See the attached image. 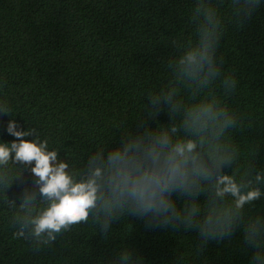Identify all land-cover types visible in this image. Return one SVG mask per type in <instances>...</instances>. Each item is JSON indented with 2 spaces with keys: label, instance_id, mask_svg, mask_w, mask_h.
I'll return each instance as SVG.
<instances>
[{
  "label": "trees",
  "instance_id": "obj_1",
  "mask_svg": "<svg viewBox=\"0 0 264 264\" xmlns=\"http://www.w3.org/2000/svg\"><path fill=\"white\" fill-rule=\"evenodd\" d=\"M208 9L213 24L219 21L218 74L204 85L179 60L199 46ZM227 75L236 79L235 90L225 88ZM0 84V101L11 108L10 115L0 113V143L15 139L6 131L9 120L18 130L34 129L25 139H46L76 181L85 179L97 151L118 147L145 125L176 127V137L195 139L184 114L205 103L236 116L213 141L232 156L223 174L237 183L264 174V0L249 18L233 0H0ZM207 150L205 144L201 151ZM33 166L15 162L14 154L0 165V264H121L125 251L130 264H250L241 228L264 218V195L245 206L231 236L206 244L182 223L149 228L128 213L105 232L96 212L52 244H37L28 221L50 201L39 193ZM258 186L264 193V182ZM203 188L195 201L201 219L213 202L231 205L210 184ZM26 196L31 203L22 207ZM173 199L184 206L183 198Z\"/></svg>",
  "mask_w": 264,
  "mask_h": 264
},
{
  "label": "clouds",
  "instance_id": "obj_2",
  "mask_svg": "<svg viewBox=\"0 0 264 264\" xmlns=\"http://www.w3.org/2000/svg\"><path fill=\"white\" fill-rule=\"evenodd\" d=\"M233 2L245 18L262 4V0ZM206 20L209 26L201 29L199 46L179 60L183 71L204 85L218 74L214 53L219 21L213 24L215 13L211 9L206 10ZM223 84L235 90L237 81L227 75ZM170 101L171 96H166L165 102ZM0 113L11 114L7 101H0ZM235 123L236 116L226 107L216 108L212 103L192 106L185 111L183 126L195 139L176 137V127L152 129L145 125L142 134L129 136L107 152L97 151L88 161L85 179L76 181L66 171L68 165L57 162V152L48 150L46 139L26 140L35 130H18L15 120H9L6 131L15 139L10 146L0 143V165L7 164L13 154L15 162L34 165L31 173L38 178L39 193L50 201L45 210L28 221L37 244H52L62 232L86 223L92 212L99 214L97 220L103 218L101 228L105 232L113 218L128 213L144 219L149 228L182 223L186 231L195 229L206 244L231 236L245 206L264 195L258 186L264 182V174L257 173L254 180L237 183L233 176L222 172L232 156L221 154L213 141ZM205 144L208 150L202 153ZM205 184L211 185L215 197H231L232 202L226 207L211 203L201 219V208L195 201ZM174 196L183 198L182 208L177 207ZM31 200L26 196L21 206ZM241 232L245 245L252 249L250 264H264V218L246 221ZM130 260L125 251L121 264H130Z\"/></svg>",
  "mask_w": 264,
  "mask_h": 264
}]
</instances>
